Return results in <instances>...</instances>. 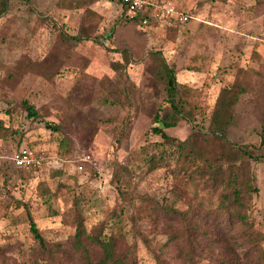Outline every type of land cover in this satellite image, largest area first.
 <instances>
[{"label":"rangeland","instance_id":"rangeland-1","mask_svg":"<svg viewBox=\"0 0 264 264\" xmlns=\"http://www.w3.org/2000/svg\"><path fill=\"white\" fill-rule=\"evenodd\" d=\"M151 1L171 3L191 18L145 26L130 22L127 11L109 0H10L0 18V264H46L36 252L29 215L55 243L75 233L76 212L89 230L103 221L105 233L119 230V252L135 263L156 264L169 237L184 233L165 206L196 209L189 220L201 230L200 263L211 264L203 231L223 224L197 202L213 205L222 189L210 171L222 176L236 167L251 180L249 212L264 234V0ZM156 51L177 72L187 115L167 133L192 136L205 150L197 163L212 168L179 170L171 146L167 166L149 170L144 162L163 141L152 132L156 114L171 112L154 71ZM233 85L241 92L227 138L249 146L254 159L237 158L209 132L221 90ZM25 100L39 117L29 116ZM23 147L43 157L38 168L14 167L12 155ZM184 243L180 238L169 245V264H187ZM239 251L238 260L247 264ZM91 252L95 261L102 255L95 246Z\"/></svg>","mask_w":264,"mask_h":264},{"label":"trees","instance_id":"trees-1","mask_svg":"<svg viewBox=\"0 0 264 264\" xmlns=\"http://www.w3.org/2000/svg\"><path fill=\"white\" fill-rule=\"evenodd\" d=\"M158 2L162 3V1ZM9 7L10 0H0V18L8 12ZM78 7H80V5H78ZM145 18H147V12H142L138 13L135 18H129V21L142 23ZM154 23L155 22L151 21L150 25ZM65 36L69 39L78 41L90 39V37H84L82 34L74 36L65 34ZM96 41H98V39H96ZM151 54L155 59V74L165 86L166 102L171 112H167L165 115H161L160 113L156 114L152 132L161 136L163 141L155 145L157 151L153 149L155 153L147 155L144 162L147 167H149V170L160 169L167 166L170 163V157H166V147L171 146L177 150L174 151L176 160L181 161L179 170L187 172L188 169L192 168V165H196V167L199 168H212V164L203 165L197 163L200 159H204L205 150L204 148L193 145L192 136L181 140L166 132L167 129L177 126L181 120H187V115L182 104L180 83L176 70L170 65L163 52L156 51ZM240 92V88L234 85L224 87L221 90L217 105L210 120L209 132L219 141H223L226 147L233 148L237 158L254 159L256 157L249 146L233 144L227 138L228 128L235 118L234 110L238 103ZM22 104L28 111L30 117H39L37 109L27 100L23 101ZM1 126L2 121L0 120V128ZM193 128L196 129L195 125ZM261 136L262 143H264V123L262 125ZM66 146L67 141L63 140L61 147L64 148ZM261 158L264 159V156ZM202 171H204V169H201V172ZM122 173H128L129 175L130 170L123 169ZM228 173V175L217 176L215 171H210L209 179H212L214 183H220L222 189L217 200L213 201V205L207 207L204 206L202 202H197L208 215L216 218L219 223L222 222L221 224H223L222 229L214 226L212 230L207 229L203 231V235H205L204 237L208 242L207 248L209 250L210 263L241 264L238 260L239 256H237V250L239 249V252H242V254L248 258L247 264L255 263L253 255L257 257L256 262L264 264V234L255 228L253 218L249 212L250 204L248 200L250 199L249 190L251 189V180L248 175H245L244 171L241 172V167H236L234 170L230 169ZM116 175H118V173H116ZM164 210L182 221L184 233L182 236L174 233L169 237L163 249L156 255V264H169L164 259V254L169 245L174 240L180 238L185 241L182 253L187 260V264H201L200 258L205 253L204 250L199 249L198 245L201 230L195 223L191 224L189 220V218L193 217L196 209L184 212L173 206H165ZM29 223L30 230L38 242V249L36 252L40 260L42 259L46 264H52L50 261H53L55 264H62V258H64V260H74L77 264H137L132 257L119 252V244L124 241L119 230L111 234L105 233L108 222H100L89 230L85 224V217L81 212H76L72 216V223L75 225V233L68 240L55 243H50L45 239L31 215H29ZM94 246L100 248L102 251V255L97 261H95L91 252ZM78 256H82L80 257L82 259H77Z\"/></svg>","mask_w":264,"mask_h":264},{"label":"built area","instance_id":"built-area-1","mask_svg":"<svg viewBox=\"0 0 264 264\" xmlns=\"http://www.w3.org/2000/svg\"><path fill=\"white\" fill-rule=\"evenodd\" d=\"M115 3L121 4L127 11L129 18H135L138 13L147 12V18L142 21L145 26L150 25V22L168 21L172 24H184L189 22L190 16L177 9L171 3L162 2L156 3L151 0H112ZM43 161V157L36 154L27 147L20 148L14 151L12 162L17 169H32L38 168ZM82 162L93 163L89 157H84ZM79 170H83V165L77 166ZM1 201V198H0Z\"/></svg>","mask_w":264,"mask_h":264},{"label":"crops","instance_id":"crops-1","mask_svg":"<svg viewBox=\"0 0 264 264\" xmlns=\"http://www.w3.org/2000/svg\"><path fill=\"white\" fill-rule=\"evenodd\" d=\"M170 129V128H169ZM168 130V129H167ZM167 130H166V132H167Z\"/></svg>","mask_w":264,"mask_h":264}]
</instances>
